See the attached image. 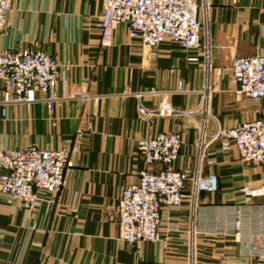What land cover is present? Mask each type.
Returning a JSON list of instances; mask_svg holds the SVG:
<instances>
[{"label": "crops", "instance_id": "0c3cea01", "mask_svg": "<svg viewBox=\"0 0 264 264\" xmlns=\"http://www.w3.org/2000/svg\"><path fill=\"white\" fill-rule=\"evenodd\" d=\"M206 4L200 19L207 71L202 51L189 53L169 41L151 50L124 24L104 47L101 0L14 1L0 52L36 48L54 58L57 101L51 111L41 100L11 105L4 116L0 105V149L69 145L70 152L53 205L41 203L29 213L0 194V264H264L248 256L249 235L264 234V197L253 200L239 241L216 234L232 233L236 210L243 207L240 189L264 186V164H244L212 140L218 128L264 116V98L235 94L230 72L235 57L264 53V0ZM191 54L198 64L186 61ZM206 86L201 128L197 111ZM163 98L169 116L156 113ZM168 132L182 139L174 169L213 175L217 190L199 192L192 204L187 183L182 205L161 209L156 240L127 244L119 239L116 206L120 191L144 167L138 141Z\"/></svg>", "mask_w": 264, "mask_h": 264}, {"label": "built area", "instance_id": "2783aa9c", "mask_svg": "<svg viewBox=\"0 0 264 264\" xmlns=\"http://www.w3.org/2000/svg\"><path fill=\"white\" fill-rule=\"evenodd\" d=\"M14 1L0 0V34L6 27ZM101 5L98 27L104 47L110 45L116 28L124 24L132 38L139 39L151 50L169 41L189 53L202 51L204 69H209L208 42L201 37L204 25L200 20L201 13H206V0L201 4L197 0H101ZM186 61L199 63L198 56L192 54ZM230 72L235 94L253 101L264 98V53L235 57ZM57 82V62L43 51L30 48L0 52L2 116L8 106L29 107L40 100L51 111L57 101ZM178 91H181V84ZM209 92V86H206L197 111L203 115L201 128L206 122ZM156 113L159 116L172 113L167 98L161 100ZM212 140L219 143L223 153L235 151L244 164H264V116L233 127L218 128ZM181 143L178 132L158 133L138 141L144 167L139 171L137 181L120 191L116 206L122 242L134 245L155 241L162 223L161 209L180 207L187 183L191 186L192 204L199 192H216L215 176L198 177L196 173L189 176L185 171L174 169ZM69 152V145L40 149L24 144L18 149H0V194L29 213L36 211L41 203L53 205L65 184ZM208 164L213 165L215 161H208ZM240 194L243 207L236 210L232 233L225 230L216 233L229 235L236 241L242 236L244 219L246 215L250 216L253 200L264 197V186H244ZM249 241L248 256L264 260V234L251 233Z\"/></svg>", "mask_w": 264, "mask_h": 264}, {"label": "rangeland", "instance_id": "374dc122", "mask_svg": "<svg viewBox=\"0 0 264 264\" xmlns=\"http://www.w3.org/2000/svg\"><path fill=\"white\" fill-rule=\"evenodd\" d=\"M200 20H201V19H200ZM189 114H190V113H189ZM192 114H195V113H192ZM192 114H191V115H192Z\"/></svg>", "mask_w": 264, "mask_h": 264}]
</instances>
